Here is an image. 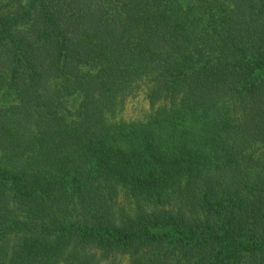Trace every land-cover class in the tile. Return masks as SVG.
<instances>
[{"label": "trees", "instance_id": "trees-1", "mask_svg": "<svg viewBox=\"0 0 264 264\" xmlns=\"http://www.w3.org/2000/svg\"><path fill=\"white\" fill-rule=\"evenodd\" d=\"M0 264H264V0H0Z\"/></svg>", "mask_w": 264, "mask_h": 264}, {"label": "rangeland", "instance_id": "rangeland-1", "mask_svg": "<svg viewBox=\"0 0 264 264\" xmlns=\"http://www.w3.org/2000/svg\"><path fill=\"white\" fill-rule=\"evenodd\" d=\"M147 111V103L143 97H137L133 102H129L124 113L125 119L142 116Z\"/></svg>", "mask_w": 264, "mask_h": 264}]
</instances>
